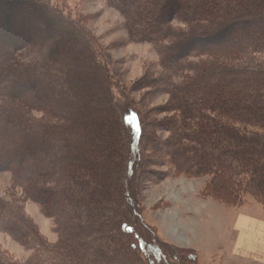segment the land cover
Returning a JSON list of instances; mask_svg holds the SVG:
<instances>
[{
    "label": "trees",
    "instance_id": "1",
    "mask_svg": "<svg viewBox=\"0 0 264 264\" xmlns=\"http://www.w3.org/2000/svg\"><path fill=\"white\" fill-rule=\"evenodd\" d=\"M51 1L0 0V15L9 3L36 11L0 27V172L22 193L0 199V232L31 254L20 262L0 247V264H199L143 221L135 180L166 164L205 177L204 199L241 208L250 196L264 209V0H105L132 42L168 41L161 67L183 77L144 76L136 89L151 84L169 101L124 118L90 34ZM175 19L188 29L172 32ZM26 201L54 220L55 243Z\"/></svg>",
    "mask_w": 264,
    "mask_h": 264
},
{
    "label": "rangeland",
    "instance_id": "2",
    "mask_svg": "<svg viewBox=\"0 0 264 264\" xmlns=\"http://www.w3.org/2000/svg\"><path fill=\"white\" fill-rule=\"evenodd\" d=\"M51 2L56 3L70 18L79 20L90 34L96 49L97 63L111 74L113 85L109 91L110 98L121 118H124L126 112L131 109L140 112L146 109L156 110L167 104L169 97L163 90L158 93L151 84L140 90L136 89V85L146 75L149 81L151 78L152 81L162 78L169 84L182 82L183 77L174 76L161 67L162 53H167L170 45L168 41L158 45L132 42L128 36L124 17L105 0H52ZM7 6L10 15L7 11L1 10V30L4 29L2 19L13 21V25L17 27L15 20L36 13L26 4L11 8L9 3ZM168 26L172 32L188 29L184 23L176 19ZM18 53L23 54L21 58L17 57L20 63L30 58L24 51L16 54ZM158 88L163 89L162 86ZM4 104V100L0 98V107ZM15 104L25 117L41 120L43 116L41 111L24 110L18 103ZM153 115L158 120L171 116L159 113ZM134 127L132 125L128 127L132 137ZM161 132L159 136L165 140L169 133ZM148 169V175L144 174L142 177L139 171V177L135 180L137 203L140 205L139 214L143 221L155 227L158 234L169 244L194 250L198 254L199 264H239L233 260L230 253L239 239L235 234L236 217L239 213H245L259 218L264 215V209L250 196L244 197L245 206L241 208L224 207L201 197L200 191L207 180L205 177L178 176L174 169L166 164L163 167L149 165ZM11 181L10 172H0L1 200H10L11 195L17 197L22 195L21 191L11 187ZM24 209L44 237L51 244L55 243L57 236L54 233V220L44 217L40 209L31 201L24 203ZM0 247L20 262L29 259L31 255L1 232ZM241 264L253 263L248 259V263Z\"/></svg>",
    "mask_w": 264,
    "mask_h": 264
},
{
    "label": "crops",
    "instance_id": "3",
    "mask_svg": "<svg viewBox=\"0 0 264 264\" xmlns=\"http://www.w3.org/2000/svg\"><path fill=\"white\" fill-rule=\"evenodd\" d=\"M235 222L239 239L231 248L233 260L239 264L248 263V259L253 264H264V215L258 218L239 213Z\"/></svg>",
    "mask_w": 264,
    "mask_h": 264
}]
</instances>
